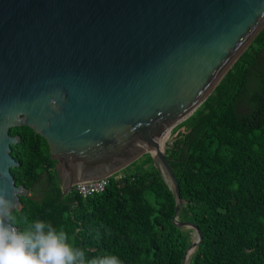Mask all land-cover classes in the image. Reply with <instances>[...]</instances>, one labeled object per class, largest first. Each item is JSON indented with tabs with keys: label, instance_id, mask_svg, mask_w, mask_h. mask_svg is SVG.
Here are the masks:
<instances>
[{
	"label": "water",
	"instance_id": "obj_1",
	"mask_svg": "<svg viewBox=\"0 0 264 264\" xmlns=\"http://www.w3.org/2000/svg\"><path fill=\"white\" fill-rule=\"evenodd\" d=\"M264 25V0H0V191L21 209L11 126L42 135L61 196L152 162L183 198L164 139L211 93ZM17 227L16 225H14ZM18 229V227H17Z\"/></svg>",
	"mask_w": 264,
	"mask_h": 264
},
{
	"label": "trees",
	"instance_id": "obj_2",
	"mask_svg": "<svg viewBox=\"0 0 264 264\" xmlns=\"http://www.w3.org/2000/svg\"><path fill=\"white\" fill-rule=\"evenodd\" d=\"M9 132L19 135L10 171L28 189L12 213L18 230L51 224L84 264H181L192 230L172 221L175 198L152 156L100 192L61 196L46 139L27 124ZM174 132L164 150L183 198L178 216L202 230L188 264H264V25Z\"/></svg>",
	"mask_w": 264,
	"mask_h": 264
},
{
	"label": "clouds",
	"instance_id": "obj_3",
	"mask_svg": "<svg viewBox=\"0 0 264 264\" xmlns=\"http://www.w3.org/2000/svg\"><path fill=\"white\" fill-rule=\"evenodd\" d=\"M14 202L0 191V264H84L85 253L67 243L59 232L43 221L25 231L14 226ZM90 264H120L115 257H104Z\"/></svg>",
	"mask_w": 264,
	"mask_h": 264
},
{
	"label": "built area",
	"instance_id": "obj_4",
	"mask_svg": "<svg viewBox=\"0 0 264 264\" xmlns=\"http://www.w3.org/2000/svg\"><path fill=\"white\" fill-rule=\"evenodd\" d=\"M113 176L114 179L120 181L125 177V172H117L102 178L90 180V181H77L73 184V188L76 190L78 194L85 197L95 192H100L105 188L109 181V177Z\"/></svg>",
	"mask_w": 264,
	"mask_h": 264
},
{
	"label": "rangeland",
	"instance_id": "obj_5",
	"mask_svg": "<svg viewBox=\"0 0 264 264\" xmlns=\"http://www.w3.org/2000/svg\"><path fill=\"white\" fill-rule=\"evenodd\" d=\"M174 135H175V132H174V133L171 132V133L166 137V139H164V142H163V147H164V148H165V146H166L167 144L171 143V141L173 140ZM133 168H134V167H132V168H130V169H127V171H131ZM38 195H39V193H35V196H38ZM191 236H192V231H191Z\"/></svg>",
	"mask_w": 264,
	"mask_h": 264
},
{
	"label": "flooded vegetation",
	"instance_id": "obj_6",
	"mask_svg": "<svg viewBox=\"0 0 264 264\" xmlns=\"http://www.w3.org/2000/svg\"><path fill=\"white\" fill-rule=\"evenodd\" d=\"M60 184H61V182H60ZM72 188H73V186H72Z\"/></svg>",
	"mask_w": 264,
	"mask_h": 264
}]
</instances>
